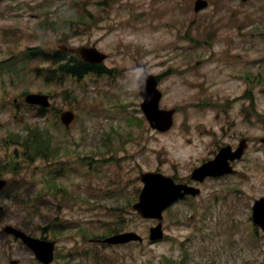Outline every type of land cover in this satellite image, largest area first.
<instances>
[{"label": "rangeland", "instance_id": "rangeland-1", "mask_svg": "<svg viewBox=\"0 0 264 264\" xmlns=\"http://www.w3.org/2000/svg\"><path fill=\"white\" fill-rule=\"evenodd\" d=\"M196 1L111 0L110 5H99V0H11L0 4V61L14 49L22 53L40 46L78 50L87 46L107 54L104 65L114 71L65 86L37 79L33 73L49 66L39 60H28L18 76L0 73V166L8 152L2 137L29 120L43 124L50 119L56 141L100 159L96 166L92 160L86 164L74 160L69 172L55 170L53 175L45 168L47 162L36 160L31 169L14 177L0 197L4 209L0 264L11 260L40 264L31 251L2 232L4 226L51 239L52 222L67 224L56 238L59 259L55 264H171L165 258L178 262L183 256L186 264H264V231L252 219L254 202L264 197V84H247L241 78L259 72L264 82V0H205L207 6L195 11ZM76 3L82 14L93 15V25L74 22L80 16ZM58 19L55 29L41 26ZM64 23L67 28L62 30ZM66 38L68 43L60 42ZM138 63L154 75L163 74L161 106L176 109L169 132L152 130L139 119L129 120L142 117V99L137 87H130ZM11 64L21 68L16 58ZM67 86L81 99L72 107L63 97ZM41 92L54 93L57 108L76 110L79 118L69 131L56 127L54 114L40 118L24 104L25 94ZM247 92L253 96L246 97ZM210 98L218 102L208 104L221 110L219 119L216 110L205 107ZM243 109L250 119L238 115ZM228 122L225 132L222 128ZM243 137L250 139V146L236 175L203 183L192 180L193 170L214 159L220 147L228 143L236 147ZM63 152L68 154L70 149ZM92 166L95 169L89 172ZM149 171L198 186L201 194L185 197L164 213L166 237L161 242L150 245L146 239L142 244L118 246L99 242L117 231L147 237L149 228L157 225L158 221H146L132 208L143 187L140 174ZM50 179L64 185L63 192L52 191L46 183ZM120 189L124 194L116 193ZM65 227L69 228L64 231ZM78 230L88 237L78 235Z\"/></svg>", "mask_w": 264, "mask_h": 264}, {"label": "water", "instance_id": "water-1", "mask_svg": "<svg viewBox=\"0 0 264 264\" xmlns=\"http://www.w3.org/2000/svg\"><path fill=\"white\" fill-rule=\"evenodd\" d=\"M205 6H207L206 1H199L197 2L195 9L196 11H198L201 7L203 8ZM82 54L85 59L92 62L99 63L105 59V56L103 54H100L96 49L85 48L84 50H82ZM140 84L144 90L145 95V103L142 105V107L152 126L160 130L169 129L173 124L174 112H168L159 109L161 93L157 90V81L147 72L146 81L141 80ZM27 100L35 104H41L44 106L49 105L47 96L32 95L29 96ZM62 118L64 122L69 125L74 119V114L71 111L65 112ZM228 149L230 148H227L226 150ZM223 154L224 153L221 152L216 161L218 162L220 160L219 165L215 167L212 165H205L202 168L196 170L194 177L203 180L207 175H217V171L222 168ZM229 172H231V170ZM142 180L145 182V188L141 192L139 203L136 204L134 208L146 218L161 219L162 212L168 206H170L177 199V197L183 196L184 194L190 192V190L186 189L185 186L176 185L171 178H167L160 173L143 174ZM6 184V181L0 180V189L6 186ZM182 190H185V192L182 193ZM196 193L197 192H193V194ZM254 212L256 223H258L264 229V199L256 202ZM14 233L17 236L23 237L25 242L35 249L40 260H42L46 264L50 263L53 257L54 243L26 238L23 236V234L16 231H14ZM152 237L153 239L162 238L161 226L152 229ZM136 239L140 238L135 233H126L114 236L108 239L107 242L126 243Z\"/></svg>", "mask_w": 264, "mask_h": 264}, {"label": "trees", "instance_id": "trees-1", "mask_svg": "<svg viewBox=\"0 0 264 264\" xmlns=\"http://www.w3.org/2000/svg\"><path fill=\"white\" fill-rule=\"evenodd\" d=\"M29 51L30 57L34 59L51 60L57 65L56 70L48 69L43 71H37L40 77L45 78L47 83L51 81L66 80L65 78H71L79 76L82 78L83 75L90 71L91 67L80 59L68 58V54L64 52L50 53L49 51L43 50L42 47L39 50ZM66 55V56H64ZM64 95L68 96L70 103L78 101L80 97L75 93L73 89L67 86L64 91ZM44 109H39V114L43 115ZM56 115L55 122L59 118ZM4 148L7 149L6 160L3 161V165L0 166V172L3 174L8 172L13 175L20 174L25 169V166L31 164L33 160L38 158H44L49 160L52 156L59 154L61 149H66L63 141H56L55 135L48 129V127H41L38 124L31 125L28 132L24 131L22 134L9 133L5 140ZM15 148V149H12ZM1 174V173H0Z\"/></svg>", "mask_w": 264, "mask_h": 264}, {"label": "clouds", "instance_id": "clouds-1", "mask_svg": "<svg viewBox=\"0 0 264 264\" xmlns=\"http://www.w3.org/2000/svg\"><path fill=\"white\" fill-rule=\"evenodd\" d=\"M134 71L136 73V79L130 85V87H133V88L139 87L141 80L146 81V73L148 72V69H146L143 65H137Z\"/></svg>", "mask_w": 264, "mask_h": 264}, {"label": "flooded vegetation", "instance_id": "flooded-vegetation-1", "mask_svg": "<svg viewBox=\"0 0 264 264\" xmlns=\"http://www.w3.org/2000/svg\"><path fill=\"white\" fill-rule=\"evenodd\" d=\"M252 93H250V94H248V97L251 95ZM252 99V98H251ZM226 104H229V103H227V102H225ZM250 110V109H249ZM229 112V111H228ZM228 112H226V114L227 115H229V114H232V113H228ZM245 114H246V112L244 111V109L243 110H240V112L238 113V115L240 116H243V117H245ZM245 137H243V138H241L240 139V141L242 140V139H244ZM249 143H250V139H249ZM229 144V143H228ZM238 145H239V143H238ZM231 146L235 149V148H237V146L236 147H234L232 144H231Z\"/></svg>", "mask_w": 264, "mask_h": 264}, {"label": "bare ground", "instance_id": "bare-ground-1", "mask_svg": "<svg viewBox=\"0 0 264 264\" xmlns=\"http://www.w3.org/2000/svg\"><path fill=\"white\" fill-rule=\"evenodd\" d=\"M166 261V260H165Z\"/></svg>", "mask_w": 264, "mask_h": 264}]
</instances>
